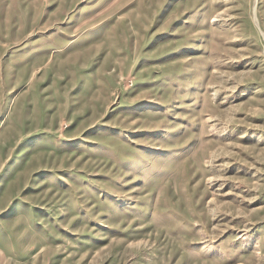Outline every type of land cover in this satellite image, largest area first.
I'll list each match as a JSON object with an SVG mask.
<instances>
[{"label":"rangeland","instance_id":"374dc122","mask_svg":"<svg viewBox=\"0 0 264 264\" xmlns=\"http://www.w3.org/2000/svg\"><path fill=\"white\" fill-rule=\"evenodd\" d=\"M0 264H264V0H0Z\"/></svg>","mask_w":264,"mask_h":264}]
</instances>
